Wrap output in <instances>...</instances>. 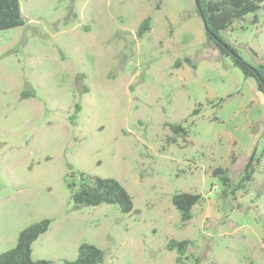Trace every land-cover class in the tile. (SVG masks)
I'll use <instances>...</instances> for the list:
<instances>
[{"label": "rangeland", "instance_id": "obj_1", "mask_svg": "<svg viewBox=\"0 0 264 264\" xmlns=\"http://www.w3.org/2000/svg\"><path fill=\"white\" fill-rule=\"evenodd\" d=\"M20 7L24 23L0 30V252L46 218L32 257L49 264L82 243L104 251L97 264H264V93L212 44L195 1ZM257 16L219 31L253 66L264 65ZM165 122L186 132L171 140ZM251 141L258 161L242 181ZM82 173L118 180L132 210L74 204ZM177 192L201 195L185 223ZM171 239L190 242L180 259Z\"/></svg>", "mask_w": 264, "mask_h": 264}, {"label": "trees", "instance_id": "obj_2", "mask_svg": "<svg viewBox=\"0 0 264 264\" xmlns=\"http://www.w3.org/2000/svg\"><path fill=\"white\" fill-rule=\"evenodd\" d=\"M203 15L205 17L208 30L206 34L212 44L218 48L221 54L231 58L234 66L238 67L245 77H253L256 81V88L264 93V65L253 66L244 61L230 44L223 41L219 35L220 30L229 28L233 21L243 18L246 14L253 13L254 21H257V12L264 9V0H199ZM199 13V12H198ZM150 18L146 17L140 22L138 33L141 35L148 30ZM24 23L21 15L20 0H0V30L13 28ZM264 58V55H263ZM190 62L189 58L184 59ZM176 66L181 65L180 60H176ZM174 136L185 133L186 129L181 123L165 122ZM256 147L252 148L247 162L243 169L242 181L250 180L254 171V165L258 161L256 157ZM213 175L221 177L223 183L228 182L229 177L226 170L220 166L212 170ZM78 187L74 183L68 184L70 196L74 204L99 205L101 203L117 204L123 213L132 210L133 203L131 196L124 186L116 179L110 177H100L81 174ZM201 199L200 194L189 192H177L172 195L171 201L180 213L181 222H187L192 214L193 206ZM49 219H41L21 229L18 233L16 243L13 247L0 252V264H49L43 259L32 257V243L39 235L44 233L49 227ZM188 240L171 239L167 243L168 249H176L180 259L188 248ZM104 259V251L90 243H82L78 247L77 257L68 264H97Z\"/></svg>", "mask_w": 264, "mask_h": 264}, {"label": "water", "instance_id": "obj_3", "mask_svg": "<svg viewBox=\"0 0 264 264\" xmlns=\"http://www.w3.org/2000/svg\"><path fill=\"white\" fill-rule=\"evenodd\" d=\"M194 1H195V4H196V7H197V10H198V12H199L200 18H201V20H202V22H203V26H204L205 30L207 31L208 28H207V25H206L205 17H204V15H203V11H202V9H201L200 1H199V0H194Z\"/></svg>", "mask_w": 264, "mask_h": 264}, {"label": "crops", "instance_id": "obj_4", "mask_svg": "<svg viewBox=\"0 0 264 264\" xmlns=\"http://www.w3.org/2000/svg\"><path fill=\"white\" fill-rule=\"evenodd\" d=\"M242 103H245V101H243ZM249 146H247V147H245V148H247L248 149V151H249V154H250V152L252 151V148H253V141H251V143L250 144H248Z\"/></svg>", "mask_w": 264, "mask_h": 264}]
</instances>
